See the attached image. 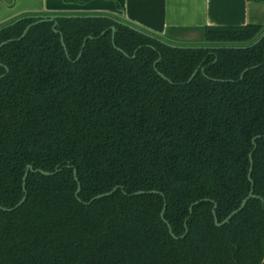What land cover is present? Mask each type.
Masks as SVG:
<instances>
[{
  "label": "trees",
  "instance_id": "obj_1",
  "mask_svg": "<svg viewBox=\"0 0 264 264\" xmlns=\"http://www.w3.org/2000/svg\"><path fill=\"white\" fill-rule=\"evenodd\" d=\"M34 16L0 25V264H264L262 27Z\"/></svg>",
  "mask_w": 264,
  "mask_h": 264
},
{
  "label": "crops",
  "instance_id": "obj_2",
  "mask_svg": "<svg viewBox=\"0 0 264 264\" xmlns=\"http://www.w3.org/2000/svg\"><path fill=\"white\" fill-rule=\"evenodd\" d=\"M22 15L106 16L179 46L201 44L208 27L264 30V0H0V25Z\"/></svg>",
  "mask_w": 264,
  "mask_h": 264
},
{
  "label": "water",
  "instance_id": "obj_3",
  "mask_svg": "<svg viewBox=\"0 0 264 264\" xmlns=\"http://www.w3.org/2000/svg\"><path fill=\"white\" fill-rule=\"evenodd\" d=\"M38 17H39V16H34V18H38ZM82 17H83V18H108V19L112 20V21H113L115 24H117V25L125 26V27H127L128 29H130L131 31H134V32H137V33H139V34H142V35H145V36H148V37L153 38V36H151V35L145 33L144 31H142L141 29L135 27V26L132 25V24H129V23H126V22H122V21H118V20H116V19H113V18H111V17H106V16H77V15H64V16H61V15H51V16H41V17H40V18H41V21H39V22H42V21H49V22H53V21H54V22H55V21H56L57 19H59V18H68V19H69V18H82ZM17 21H18V20H17ZM17 21H15V22H17ZM34 24H35V23H33V24L29 25L28 27H26V29L24 30V32H23V34L21 35L20 39H22V38L25 36V34H26L27 31L29 30V28H30L31 26H33ZM54 25H55V24H54ZM110 29H111V31H112V42H113V36H114L115 28H114V27H111ZM262 39H264V32H263V33L259 36V38L253 43L252 46L258 44ZM159 41H160L162 44H164L165 46H168V47H170V48H181V49L194 48V47H183V46L175 45V44L169 43V42L166 41V40H159ZM5 44H7V42H6V43H2V44H0V48H1L2 46H4ZM61 44H62V47H63L64 50H65V45H64V43H63V39H62V37H61ZM83 47H84V45L82 46V48H83ZM202 48L206 49V48H208V47H202ZM118 50H119V49H118ZM119 51H121V50H119ZM124 55H125V54H124ZM79 57H80V54H79L78 58H79ZM194 75H195V72L192 74L191 79L194 77ZM191 79H190V80H191ZM190 80H189V81H190ZM256 138H258V137H256ZM256 138H255V139H256ZM255 139H254V140H255ZM249 157H251V155H249ZM29 172H34L32 166H30V165L26 166L25 173H24V176H23V178H22V187H23V191H24L25 180H26L27 175H28ZM36 172H38V173H40V174H42V175H44V176H50V175H52L51 173L43 172V171H40V170H37ZM55 172H57V171H55ZM251 173H252V161L250 160V168H249L248 176H247V177H248V180L252 183V181H251ZM73 176H74V179L77 180V178H76V171H75V170H73ZM79 190H80V188H79V186H78V188H77V192H79ZM114 190H115V189H114ZM114 190L111 191V192H109V193H107V194L98 195V196L94 197L93 199H91V201H90L89 203L93 202L94 200H97V199H100V198H103V197L110 196V195L114 192ZM136 194H143V192H138V193H136ZM254 198L260 199V198L256 197V196L253 194L252 187H251V189H250V191H249L247 197H246L245 199L242 200L240 206H239L235 211L231 212V213H230V214H229V215H228V216H227V217H226V218H225L220 224H217V226H223V225H225L226 223H228V222L231 220L232 217H234L235 215H237L239 212H241V211L245 208L247 202H248L250 199H254ZM260 200H261V202L263 203V200H262V199H260ZM24 201H25V196L19 201V203H18L17 205H15V207H13L12 209H4V211H13V210L19 208V207L24 203ZM195 204H197V203H195ZM193 205H194V204H193ZM193 205H192V206H193ZM215 207H216V206H214V208H215ZM164 210H165V207L163 208L161 215L164 213ZM212 213H213V216H214V219H215V212H214V209H213Z\"/></svg>",
  "mask_w": 264,
  "mask_h": 264
},
{
  "label": "rangeland",
  "instance_id": "obj_4",
  "mask_svg": "<svg viewBox=\"0 0 264 264\" xmlns=\"http://www.w3.org/2000/svg\"><path fill=\"white\" fill-rule=\"evenodd\" d=\"M196 43H201L203 42L202 36L201 39H199L198 41H195ZM202 44V43H201ZM200 44H197V46H199ZM185 47H193V46H185Z\"/></svg>",
  "mask_w": 264,
  "mask_h": 264
},
{
  "label": "flooded vegetation",
  "instance_id": "obj_5",
  "mask_svg": "<svg viewBox=\"0 0 264 264\" xmlns=\"http://www.w3.org/2000/svg\"><path fill=\"white\" fill-rule=\"evenodd\" d=\"M41 16H46V15H39V17H41ZM47 16H49V15H47ZM183 47H185V46H183Z\"/></svg>",
  "mask_w": 264,
  "mask_h": 264
}]
</instances>
